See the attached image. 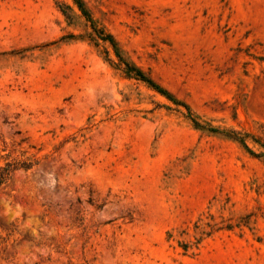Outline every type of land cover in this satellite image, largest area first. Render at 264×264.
I'll use <instances>...</instances> for the list:
<instances>
[{"label":"rangeland","instance_id":"obj_1","mask_svg":"<svg viewBox=\"0 0 264 264\" xmlns=\"http://www.w3.org/2000/svg\"><path fill=\"white\" fill-rule=\"evenodd\" d=\"M6 162L0 264H264V0H0Z\"/></svg>","mask_w":264,"mask_h":264},{"label":"trees","instance_id":"obj_2","mask_svg":"<svg viewBox=\"0 0 264 264\" xmlns=\"http://www.w3.org/2000/svg\"><path fill=\"white\" fill-rule=\"evenodd\" d=\"M82 11L84 14H86V12H84V10H82ZM133 71H135V73L133 74L135 78H139V79L149 81L148 79H146L144 77V75L139 70H133V68H130L127 65V68L125 69L126 74L131 75ZM241 140H242V138H240V141ZM29 166H30V163H25V162H23L21 165V167H23V168H28ZM16 167H17V164L12 163V162H6L5 165L0 166V185H2L3 183H5L8 180L12 171Z\"/></svg>","mask_w":264,"mask_h":264}]
</instances>
